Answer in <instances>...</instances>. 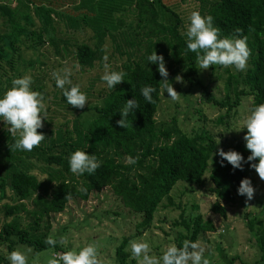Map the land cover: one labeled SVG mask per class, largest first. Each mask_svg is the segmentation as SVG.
I'll list each match as a JSON object with an SVG mask.
<instances>
[{"label": "trees", "instance_id": "obj_1", "mask_svg": "<svg viewBox=\"0 0 264 264\" xmlns=\"http://www.w3.org/2000/svg\"><path fill=\"white\" fill-rule=\"evenodd\" d=\"M15 1L11 7L7 1L0 0L2 23L10 24L9 31L0 34V71L3 63L11 67L13 61L20 57L19 45L23 43L34 50L45 43L56 46V18L63 19L77 30L87 16L93 21L91 28L97 42L93 47L86 43L75 45L76 63L81 69L92 67L96 60L103 63L101 45L104 37L108 36L116 43L119 53L126 55V60L113 70L127 75L125 81L113 90L107 88L100 102L88 107L87 115H91L82 120L78 112L83 109L68 105L62 90L58 95L54 94L56 105L62 107L65 114L73 116L70 128L39 129L46 139L32 152H11L9 146L14 143V138L6 125H0V200L10 198L13 202H4L0 207V244L13 245L11 237H15L18 243L31 247L33 252L50 247L45 244L48 217L64 209L68 201L66 196L70 194L71 198L86 200L90 193L105 186L119 197L133 216L139 217L136 223V228H140L138 233L149 226L162 199L170 200L169 192L177 181L201 184L207 172L208 190L214 196L210 208L221 217H225L226 212L220 202L231 204L246 197L238 194V188L244 178L250 179L252 185L254 183L256 172L250 163H245L241 171L222 161L219 154L214 153L216 145L212 134L205 129L187 135L174 124L156 122L162 77L157 70L158 65L151 64L148 56L153 51L163 55L170 83L181 74L189 86H200L195 54L186 48L185 33L191 12L211 15L214 26L222 30V36H231L236 28L243 29L252 51L249 67L246 72L225 78L235 100H217L210 95L205 100L218 107H226L223 115L228 117L241 96L249 97V114L254 106L264 103V0H79L86 8L81 17L69 14L68 9H61L62 5H70L76 0ZM114 10H127L135 19L126 23L127 30L121 27L122 20L118 19V24L110 21ZM31 13L38 24L29 30L24 23L34 26ZM146 85L157 89L153 93L155 104H148L140 94V89ZM11 87L10 82H0V98ZM132 99L140 104L133 110L134 115L128 117L133 127L120 128L117 125L122 118L120 112ZM222 119L220 116L216 121L220 123ZM246 134L247 129L244 128L241 136L231 138L223 150L237 151L246 161L251 154L245 147L243 137ZM76 150L94 154L102 161L94 175L77 176L70 172L68 158ZM127 156L139 157V160L131 165L126 163ZM251 163H258V160ZM34 169L43 171L45 177L39 179L32 171ZM24 202L31 208L27 209ZM20 210L30 216V220L23 222L18 213ZM180 223L185 232H179L175 237L178 247H182L183 241H196L198 234L214 229L212 221L203 219L200 213L187 219L180 217ZM245 226L259 251L257 260H263L264 219L258 216L248 218ZM128 239L123 237L114 248L116 264H137L134 259H128L129 253L125 249ZM57 248L52 249L56 251Z\"/></svg>", "mask_w": 264, "mask_h": 264}, {"label": "rangeland", "instance_id": "obj_2", "mask_svg": "<svg viewBox=\"0 0 264 264\" xmlns=\"http://www.w3.org/2000/svg\"><path fill=\"white\" fill-rule=\"evenodd\" d=\"M5 1L7 0H1V2ZM15 4L16 1L11 0L10 6L13 7ZM61 9H68L69 14H75L77 17H81L86 10L79 0L70 5H62ZM31 15L34 26L24 23V26L29 30L34 29L38 24L34 14L31 13ZM118 19L123 21L121 27L125 29L128 21L135 20L127 10L123 12L114 10L110 21L118 24ZM84 21L81 28L76 30L63 19L56 18L54 21L56 46L45 43L34 50L23 43L19 45L20 57L13 61L11 67L4 63L2 65L1 83L10 82L12 84L13 79L29 74L33 77L32 90L44 94L47 101L48 115L43 122V128L50 129L56 126L70 128V120L73 118L71 114H65L62 107L56 105L54 94L58 95L61 90L55 86V81L52 78L54 70L71 68L73 83L80 84L81 91L87 94L89 102L82 111L79 110L80 120L91 115V113L87 115L88 107L99 103L101 96L107 91L106 82L101 80L104 62L96 60L90 68L81 69L79 66L77 69L75 67L77 65L74 58L75 45L86 43L93 47L97 42L91 28L93 21L87 16ZM19 23L22 25L23 21L20 20ZM9 29L10 24H3L2 18H0V34L9 31ZM101 47L104 52L102 59L104 55H108V63L112 66V70L126 60V55L119 53L116 43L108 36L104 37ZM237 72L234 68H227L225 71V68L219 66L204 71L198 67L197 78L201 85L193 87L189 86L183 77L184 83H178L174 78L171 84L182 95L181 100L179 102L171 101L167 92L164 93V96L160 95L155 113L156 122L163 125L174 124L187 135L199 133L201 129L209 131L216 145L214 153L218 155V150L225 148L232 141L231 138L241 136L243 120L248 115L250 98L241 96L233 109L234 112L230 111L228 117L223 115L226 113V107H218L205 98L210 95L217 100H235L231 86L225 83V78ZM220 116L223 117V123L216 121ZM0 125L5 126L4 122H0ZM211 162L212 160L209 161V164ZM32 171L39 179L45 177L43 171L40 172L37 169ZM203 177L204 181L201 184L189 185L183 181H177L169 192L170 200L162 199L149 226L140 233H138L140 228H136V223L140 220L139 217L133 216L131 211L122 205L119 197L114 195L107 186L90 193L86 200L68 199L61 212L53 213L48 217V236L52 235L54 238L66 236L69 244L65 247L58 245L59 248L56 251L50 247L37 252L32 251L29 255L30 262L33 259H38L39 264H46L53 252H63L73 248L79 250L88 243L98 242L104 264H116L113 251L123 237H129L125 247L128 249V259L132 258L129 241L134 239L147 241L152 248V253L161 256L168 245L175 244L177 233L185 232L182 223H180V217L187 219L200 213L203 219L211 220L214 227L213 231L200 233L196 238V241L199 240L206 246L205 256L210 260V264H264V259L257 260L259 251L245 226L248 218L258 216L264 219V181L260 180L257 173L254 175L253 187L256 192L251 201L245 197L236 199L231 204L220 202L226 212L225 217H221L211 211L210 206L214 201V196L208 190L210 183L207 180V172ZM7 194H10L9 191ZM4 202L13 203L10 198H6L0 200V207ZM24 203L27 209L31 208V205ZM18 213L23 217V222L30 220V216L22 210ZM11 238L14 242L13 245L0 244V264H9L7 256L11 251L16 249L25 251L29 247L18 243L15 237ZM37 253H39L38 257Z\"/></svg>", "mask_w": 264, "mask_h": 264}, {"label": "clouds", "instance_id": "obj_3", "mask_svg": "<svg viewBox=\"0 0 264 264\" xmlns=\"http://www.w3.org/2000/svg\"><path fill=\"white\" fill-rule=\"evenodd\" d=\"M189 19L190 24L185 33L186 48L195 54L199 69L204 71L219 66L225 69L234 68L238 72L247 71L252 51L247 43L248 37L243 35V29L236 28L231 36H222V30L214 26V18L211 15L202 16L199 11H192ZM108 59V55H104V72L101 80L106 82L108 89L113 90L115 86L125 81L124 78L127 74L123 71L112 70ZM148 61L158 65L157 70L162 77L159 94L164 96V93L167 92L171 101L179 102L182 95L174 89L168 80L169 72L163 55H157L153 51L148 56ZM75 67L79 69L78 64ZM72 75L73 71L68 67L52 72L55 86L62 90L67 104L73 108L84 109L89 102L87 94L81 91L80 84L73 83ZM175 80L178 83H184L180 75H177ZM33 83V77L30 74L24 75L22 78H15L12 80V87L0 98V121L4 122L8 133L14 138V143L9 146L11 152H32L39 148L46 139L45 135L38 130L44 127L43 122L47 119V101L44 94L32 90ZM156 92L157 89L150 85L140 89L143 99L151 105L156 103L153 98V93ZM139 107L140 104L136 99L128 100L120 112L122 118L117 121V125L123 129L132 128L133 122L128 117L130 114L134 115L133 110ZM244 128L247 129V134L243 137L246 142L245 147L251 153L247 160L245 161L242 154L234 150L225 152L220 149L218 154L222 161H227L233 169L243 171V165L250 163L260 180L264 181V103L254 106L249 111L243 120L241 129ZM138 160L139 157H126V163L131 165L136 164ZM257 160L258 163H251ZM68 163L70 172L77 176H83L86 173L94 175L102 165V161L96 155H89L82 150L74 151L68 158ZM81 191H86V189H81ZM255 192L256 189L250 179L241 180L238 188L239 195L246 196L247 200L251 201ZM66 199H71L70 194L66 196ZM45 244L50 248H55L58 245L65 247L69 244V240L66 236L54 238L49 235ZM99 248L98 242H92L79 250L73 248L63 252H53L46 264H104ZM129 249L132 259L137 264H210V260L205 256L207 248L199 240H185L182 247L170 244L161 256L153 254L150 244L143 239L130 240ZM32 251L30 247L25 251L19 249L11 251L7 256L9 264H39L38 259H33L30 262L29 255ZM36 256L38 257L39 253Z\"/></svg>", "mask_w": 264, "mask_h": 264}, {"label": "water", "instance_id": "obj_4", "mask_svg": "<svg viewBox=\"0 0 264 264\" xmlns=\"http://www.w3.org/2000/svg\"><path fill=\"white\" fill-rule=\"evenodd\" d=\"M11 0H7V3L10 4Z\"/></svg>", "mask_w": 264, "mask_h": 264}]
</instances>
